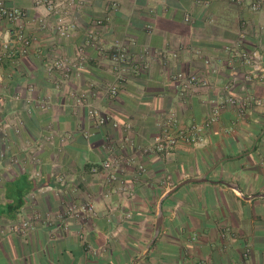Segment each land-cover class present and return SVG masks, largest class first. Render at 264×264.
Masks as SVG:
<instances>
[{
	"label": "crops",
	"instance_id": "crops-1",
	"mask_svg": "<svg viewBox=\"0 0 264 264\" xmlns=\"http://www.w3.org/2000/svg\"><path fill=\"white\" fill-rule=\"evenodd\" d=\"M0 1L25 12L22 26L36 39L26 56L6 60L0 72V125L14 117L22 123L18 134L0 133V264H264V82L246 81L252 70L235 55L256 51L264 69V12H252L249 0H116V10L108 0H88L78 28L62 39L33 0ZM98 19L103 24L94 28ZM92 28L103 52L87 49L82 70L54 84L46 63L54 53L70 57ZM8 33L12 26L0 21V39ZM114 45L131 65L117 96L108 98L114 73L107 52ZM178 73L208 86L181 96L171 81ZM225 85L261 104L243 115L228 107L199 144H180L169 157L140 153L169 110L181 124L201 123L211 101L227 94ZM81 92L109 117L105 125L95 127L83 107L73 110L71 94ZM49 129L64 140L45 143ZM39 143L41 150L29 151L38 159L33 163L22 150ZM108 148L130 157L120 177L132 185L131 198L109 191L105 174L90 173L110 157ZM55 175L66 180L59 195L50 190ZM190 180L199 182L165 197ZM66 202L93 203L97 216L64 219ZM24 222L30 224L24 232L10 230Z\"/></svg>",
	"mask_w": 264,
	"mask_h": 264
},
{
	"label": "built area",
	"instance_id": "built-area-1",
	"mask_svg": "<svg viewBox=\"0 0 264 264\" xmlns=\"http://www.w3.org/2000/svg\"><path fill=\"white\" fill-rule=\"evenodd\" d=\"M111 9L116 10L118 4L116 0H108ZM195 4H203L205 0H194ZM231 3L242 4L246 0H229ZM88 0H33V6L41 8L45 11L48 18L52 19L50 25L53 32L62 39L69 38L78 28V15L87 7ZM249 9L252 12H264L263 0H249ZM26 18L24 11L6 6L0 1V21H5L12 26V33L7 35L6 39H0V72L4 66L6 60L13 58L26 56L33 43L36 42L35 38H32L25 33V29L22 26L23 21ZM186 22L189 17L186 15ZM38 25L41 28L48 26L47 19L39 17L36 19ZM103 20L98 19L94 23V28L101 26ZM92 28L86 31L83 42L81 45L75 48L74 53L68 57L59 53H54L51 60L45 65L46 73L54 79V84L60 85L68 82L74 75H77L83 68L86 61L87 49H95L103 52L101 43L99 41L96 30ZM108 58L111 63V69L114 73V82L111 83L105 94L108 98H114L117 96L118 84L123 81L124 74L130 64L126 51L121 45H114L107 52ZM236 58L239 59L245 66L252 70L247 74L245 79L248 82L258 81L264 82V69L260 66V56L258 52L253 51L247 53L245 51L235 53ZM1 79V74H0ZM171 81L183 96L189 91L196 89L197 87H206L208 82L205 79L197 77L196 75H184L178 73L171 77ZM223 90L227 93L219 100L211 101V110L207 118L201 123L181 124L177 118L176 113L173 110H169L157 123V132L151 139L150 143L145 146H138L140 153L147 155H159L162 157H169L173 155L175 150L180 144L194 146L202 141V135L205 130L210 128L214 123L219 120L221 113L228 107L235 108L239 115H243L247 106L250 104H261V100L250 98H238L229 93V86L225 85ZM71 107L74 111L79 108H85L87 115L94 122L95 127L103 126L109 121L108 116H104L98 112L89 102L85 93H73L71 94ZM47 102H40L38 107L45 108ZM13 124L5 122L0 125V133L6 134L8 130H12L15 134L19 133L18 125H21V120L18 117H14ZM130 125H125V130H129ZM54 137H58L63 141L64 137L56 134L55 131L49 129L44 136V142L52 144ZM128 146L132 150L133 144L128 141ZM43 147L42 143H39L34 148L26 145L23 148V152L28 154L30 160L33 163H38L33 152L39 151ZM110 157L103 160L98 165H94L90 168V173H103L106 175V183L109 185V191L123 195L126 198L133 197V187L126 180L120 177V172L123 167L129 164V156L127 153L115 154L113 148H108ZM3 154H0V159L3 158ZM138 173H144L143 166H138ZM38 176L39 173H35ZM55 186H51L50 190L54 191L57 195L64 192L66 188V180L62 175H55ZM166 186L171 184V179L166 176ZM104 197H108L105 194ZM65 211L63 214L64 219H78L87 221L97 216V211L93 203H85L83 205H77L73 202H66ZM125 218H129L126 215ZM30 228V224L24 222L19 228L10 229L24 232ZM248 250L245 252L244 257L247 256Z\"/></svg>",
	"mask_w": 264,
	"mask_h": 264
},
{
	"label": "water",
	"instance_id": "water-1",
	"mask_svg": "<svg viewBox=\"0 0 264 264\" xmlns=\"http://www.w3.org/2000/svg\"><path fill=\"white\" fill-rule=\"evenodd\" d=\"M193 182H199V181H198V180H190V181H186V182H184V183H181V184L177 185L176 187H174L171 191H169V192L165 195V197H167V196H169L170 194H172V193H173L176 189H178L179 187H181V186H183V185H185V184H187V183H193ZM161 220H162V218H161V214H159L158 217H157L156 227H155V232H156V234H158V232H159V230H160Z\"/></svg>",
	"mask_w": 264,
	"mask_h": 264
}]
</instances>
